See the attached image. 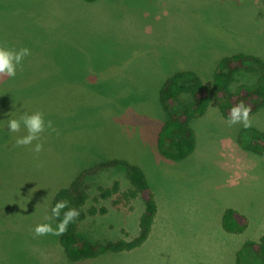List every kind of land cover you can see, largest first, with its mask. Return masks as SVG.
Wrapping results in <instances>:
<instances>
[{"label": "rangeland", "instance_id": "1", "mask_svg": "<svg viewBox=\"0 0 264 264\" xmlns=\"http://www.w3.org/2000/svg\"><path fill=\"white\" fill-rule=\"evenodd\" d=\"M0 47L31 51L15 78L0 79V264H238L243 245L264 235V152L241 143L264 131V109L250 127L229 126L214 101L193 122L198 147L191 156L172 161L157 148L168 78L192 70L211 84L227 55L264 59V0H0ZM35 112L54 128L41 135L39 154L31 151L36 142L16 146L27 134L23 126L19 133L7 128L10 118ZM110 159L145 171L159 207L152 233L133 250L72 261L60 236L36 237L33 229L56 228L45 217L58 192ZM87 183L88 209L98 214L84 221L82 236H139L145 206L129 197L126 168L103 170ZM115 183L127 206L113 205L119 193L103 195ZM228 208L249 218L244 233L224 228ZM248 264H257L253 252Z\"/></svg>", "mask_w": 264, "mask_h": 264}, {"label": "trees", "instance_id": "2", "mask_svg": "<svg viewBox=\"0 0 264 264\" xmlns=\"http://www.w3.org/2000/svg\"><path fill=\"white\" fill-rule=\"evenodd\" d=\"M244 72L255 75V80L238 85V76ZM160 99L168 115L158 134V151L165 159L182 161L196 151L197 133L193 122L207 115L212 102L215 101L218 104L226 120H229L231 108L239 103L251 108L250 117L264 109V59L246 53L227 55L218 64L211 84L206 83L192 70L176 72L164 83ZM247 129L249 128L241 133L240 138H244ZM252 135L251 138H244L245 140L241 141L243 147L252 152L263 153L264 131L259 135L256 133ZM112 167L126 168L132 186L129 197L140 196L144 203L145 208L140 218V234L131 240L120 238L106 242H91L86 240L81 232L84 221L89 218V215L98 214L95 207L88 209L92 199L87 180L92 175ZM119 188L118 183H115L112 190L105 191L103 195L119 193V198L113 201V205L120 208V205L127 206L128 203L126 199L124 201L127 194L120 193ZM59 201L68 202V208L61 212V220L68 209L74 208L79 212L78 218L68 225L64 234L60 235V242L67 257L75 262L93 259L108 252L120 253L140 247L150 237L159 211L155 192L142 167L118 159L102 161L94 167L84 169L67 188L58 192L53 206ZM107 211L106 208L101 209V213H107ZM57 221L60 222V220ZM249 225V218L238 210L228 208L225 211L223 226L228 232L241 234ZM252 252L257 256V264H264V235L259 241L249 240L243 245L237 255L238 264H248V258Z\"/></svg>", "mask_w": 264, "mask_h": 264}, {"label": "clouds", "instance_id": "3", "mask_svg": "<svg viewBox=\"0 0 264 264\" xmlns=\"http://www.w3.org/2000/svg\"><path fill=\"white\" fill-rule=\"evenodd\" d=\"M29 55H31V51L26 47L19 50L0 47V79L5 77L15 78L17 74V67L21 66L23 60ZM251 111V108L247 107L243 103L233 106L229 113V126L242 124L244 127H250ZM22 126L26 130L27 134L16 139V146H32L33 143L36 142L34 147H31V151L36 154L41 153L43 151V143L38 141L41 140V135L47 129L54 130L52 122H46L43 114L40 112H35L32 114L25 113L20 116L19 119L10 118L7 121V128L10 129V133H19ZM66 208H68L67 201L57 202L51 209V215L45 217L46 220H52L54 218L60 220V222L57 224V227L53 228L51 224L37 225L33 229L34 235L36 237H40L49 234L55 236L64 234L67 231L68 225L74 222L79 216L78 210L71 208L64 212L63 219L61 220V212Z\"/></svg>", "mask_w": 264, "mask_h": 264}]
</instances>
